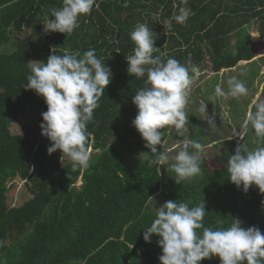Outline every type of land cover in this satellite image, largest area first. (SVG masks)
Wrapping results in <instances>:
<instances>
[{
    "label": "trees",
    "instance_id": "trees-1",
    "mask_svg": "<svg viewBox=\"0 0 264 264\" xmlns=\"http://www.w3.org/2000/svg\"><path fill=\"white\" fill-rule=\"evenodd\" d=\"M62 4L0 0V47L23 30L33 35L43 30L49 9ZM182 9L189 16L180 24L174 17ZM78 22L71 35L44 32L38 46L24 40L0 51V264H160V237L143 240L158 211L148 206L155 197L162 204L190 200V207L204 200L206 227L215 229L218 220L228 227L231 218H238L242 227L256 226L264 233V193L255 185L244 192L230 182L228 152L217 156L210 169L201 159L200 174L180 184L171 168L148 162L156 154L131 124L137 114L132 97L146 77L129 75L126 60L134 54L130 33L138 24L152 30L160 49L153 55L177 59L190 76L205 70L207 59L216 74L241 61L264 60V55L254 59L247 29L254 23L264 37V0H95L91 13ZM53 48L57 55L95 49L111 69V81L87 125V147L94 152L86 169L73 170L70 160L62 163L60 150L47 154L51 142L39 127L47 106L43 97L23 87L30 63L46 62ZM18 120L20 131L12 133L10 126ZM170 129L159 130L163 142L156 145L157 153L164 152ZM79 176L77 189L73 184ZM15 178L24 181L31 197L9 206L7 191ZM199 264L220 261L213 257Z\"/></svg>",
    "mask_w": 264,
    "mask_h": 264
},
{
    "label": "clouds",
    "instance_id": "clouds-1",
    "mask_svg": "<svg viewBox=\"0 0 264 264\" xmlns=\"http://www.w3.org/2000/svg\"><path fill=\"white\" fill-rule=\"evenodd\" d=\"M94 4L95 0H63L62 7L49 9L47 23L43 24L45 34L59 32L71 35L79 27V17L90 14ZM124 6H127L126 2ZM188 16V10L182 9L174 19L183 24ZM168 26L171 27V21H168ZM130 39L136 46L134 54L126 57L127 73L137 79L146 77L145 86L132 97L137 114L131 124L146 142L145 147L156 154L148 162L168 165L176 174L175 183L180 184L200 174L203 145L183 139L171 164L167 153H157L156 145L163 142V133L159 130L165 126L174 127L178 136L187 131L189 121L185 108L192 77L188 67L177 59L164 61L161 56L153 55L160 49L154 46L155 39L147 25H136ZM111 78V69L96 57L95 49L82 54L79 50H66L63 55H57L54 48L46 62L34 61L31 74L27 76L23 87L43 97L47 106V110L41 113L39 125L41 135L51 142L47 154L60 150L70 159L73 170L89 167L91 155L87 144L91 134L87 125L93 121L94 110L99 107ZM226 84L227 91L220 85L216 86V96L238 98L248 93L245 84L235 77L228 78ZM200 111L205 114L207 125L215 127L205 103ZM249 126L254 130L259 146L250 150L246 143L237 144L234 154L228 159V179L244 192L255 185L260 193H264V102L246 114L241 127L247 129ZM232 136L243 139L240 132L234 131L229 139ZM191 203L190 200L165 201L151 225L144 229L145 242H151L153 234L160 237L157 240L162 249L158 257L160 264H199L213 257H219L220 264H242L244 261L247 264H264V233L258 227L244 228L238 218H231L228 227L222 226L223 220L217 221L215 229L206 227L204 218L208 211L205 201L193 207L189 206Z\"/></svg>",
    "mask_w": 264,
    "mask_h": 264
},
{
    "label": "rangeland",
    "instance_id": "rangeland-1",
    "mask_svg": "<svg viewBox=\"0 0 264 264\" xmlns=\"http://www.w3.org/2000/svg\"><path fill=\"white\" fill-rule=\"evenodd\" d=\"M249 30L250 40L252 41L253 48L255 50V58L264 55V37L260 38V35L256 29V25L247 24ZM12 34H15L14 32ZM18 37V38H17ZM18 40V41H17ZM29 40L35 46H38L43 41V30L37 34H31L30 30H23L22 32L14 35L8 44L0 47V51L11 50L18 42ZM234 42V41H233ZM42 62V61H41ZM205 70H196L191 75L193 83L190 88L188 103L185 108V112L188 114L189 123L186 125L187 131L182 136H178L174 127L168 133L166 141L163 143V150L169 156V164L173 161V157L180 150L179 142L183 139H190L198 141L203 145V152L200 153L201 159L204 158L206 166L210 169L214 165V160L217 156L222 155L224 152L228 154H234V149L238 143H246L248 148L255 149L258 145V139L254 134V130L249 126L247 129L241 127L246 114L249 111H255L256 105L264 102V60H257L252 63L248 61L239 62L236 67H232L231 72L223 73L219 75L212 73L210 70V62L207 59ZM262 64L263 67H259ZM31 68L34 66V61L30 63ZM260 69V71L258 70ZM216 76V77H214ZM230 77H235L242 81L248 89V93L245 96L238 98L218 97L215 95V88L220 85L225 91H227L226 81ZM214 83L213 84V81ZM205 103L206 110L209 116H212L216 124L215 127L207 125V121L204 120V113H201L200 108ZM22 120L15 121L11 124L10 130L12 133H18L20 131ZM240 132V138L238 136H232V133ZM90 153L94 152L89 147ZM195 152V149H190ZM70 159L63 155L62 163L69 161ZM167 169H170L168 165H165ZM82 183L81 176L78 177L75 182V187L78 189ZM31 197V193L24 185V181L15 178L12 186L7 191V204L9 206H19L25 200ZM162 200L159 197H155L148 203V206L153 211L159 209L162 206Z\"/></svg>",
    "mask_w": 264,
    "mask_h": 264
},
{
    "label": "crops",
    "instance_id": "crops-1",
    "mask_svg": "<svg viewBox=\"0 0 264 264\" xmlns=\"http://www.w3.org/2000/svg\"><path fill=\"white\" fill-rule=\"evenodd\" d=\"M43 33H44V30H43ZM31 42V41H30ZM32 43V42H31ZM35 45V44H34ZM234 67H236V66H234ZM230 69H232V67L231 68H228V69H221L219 72H218V74L219 75H223V73H227V72H231L232 70H230ZM225 71H227V72H225ZM212 73H214L213 71H212Z\"/></svg>",
    "mask_w": 264,
    "mask_h": 264
}]
</instances>
